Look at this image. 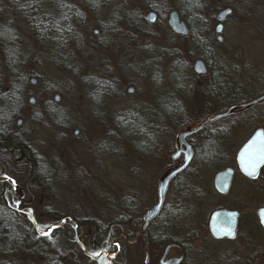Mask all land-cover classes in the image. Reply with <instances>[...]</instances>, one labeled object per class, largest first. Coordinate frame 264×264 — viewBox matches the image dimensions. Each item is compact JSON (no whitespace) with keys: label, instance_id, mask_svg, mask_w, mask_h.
<instances>
[{"label":"rangeland","instance_id":"obj_1","mask_svg":"<svg viewBox=\"0 0 264 264\" xmlns=\"http://www.w3.org/2000/svg\"><path fill=\"white\" fill-rule=\"evenodd\" d=\"M146 1L161 13L162 24L158 27L139 26V33L148 36L133 41L130 52V42H121L125 47L123 53H131L132 58H122L126 67L122 70L121 86L105 88V84L96 85L94 80L88 83L85 80L87 76L78 72L85 54L91 56L93 53L87 50L86 41L70 38L64 27L58 26L59 23L56 39L52 37L49 40L45 36L39 41L35 34L39 21L32 14V1L0 0V40L5 44V70L9 73L5 76V88L0 87V109L5 106L9 109L7 115L0 112V130L4 125L7 127L0 133V144L5 149L8 136V142L10 138L25 143L26 152H31L38 162L42 175L48 181L46 183H49L45 186L50 191L47 197L41 190L25 189L16 180L15 186L9 182L5 185L0 165V211L11 208L21 213L14 222L12 246L5 250L0 240V264H93L85 258L91 233L103 232L107 223L118 217L116 212L121 202L129 201L131 210L128 214L132 217H142L155 205L158 180L173 163L171 158L179 132L204 116L224 112L246 101V74L243 69L247 59L257 62L258 40L264 26V0H180V3L184 2L181 7L187 17L196 18V24H192L194 32L207 34L205 37L210 41H202L214 49L210 64L217 83L215 88L193 71L194 62L200 55L193 41L181 44L166 30L167 4L178 6L179 1ZM57 2V15L67 19V13L73 10L72 1ZM228 8H232L234 15L225 22L224 41L219 43L212 36L217 25L215 17ZM96 10L99 21H111L113 10L110 6ZM49 45L55 58L41 49ZM20 76L26 79L22 80ZM32 80L37 81L36 85L31 84ZM129 87L135 88L134 96L126 95ZM56 96H59V102L55 101ZM31 99H34L32 105ZM18 121H21V127H17ZM248 121L246 115L235 114L209 125L192 138L195 161L181 178L197 177L203 181L202 188L190 192L204 194L203 202L207 208L197 211L191 207L186 210L185 207L181 211L179 202L184 195L183 182L174 183L158 224H167L168 229L163 233L156 229L155 224L152 229L154 235L157 234L156 239L165 234L169 237L173 230L170 226H181V218L188 216L190 211L192 214L186 218L188 221L205 223L204 219L216 209L213 203L217 207L233 204L237 195L252 194L253 189L258 188V185H244L235 161L247 133L256 129H250L252 126L249 128ZM76 131L77 138L74 137ZM212 133L221 137L224 144L235 136L237 145L235 150L229 151L233 157L223 158L231 160L217 170L212 171L208 167L207 172L203 166L207 157L206 139L209 140ZM218 162L214 160V164ZM228 167L236 172L231 195L223 201L210 197L209 183L217 172ZM261 176L264 178V170ZM9 184L11 189L6 187ZM207 203L212 204L207 206ZM37 207L40 209L36 212ZM41 209L67 219V223L80 222L85 229H61L65 224L59 227L61 230L53 228V225L42 226L38 221ZM29 211L31 219L35 220L36 237L24 221L29 217ZM50 227L53 228L52 238L40 243L37 236H46L38 229L48 231ZM1 231L0 227V239ZM198 234L202 242L209 238L208 231ZM136 241L145 242L137 233L130 243ZM116 245L119 243L115 237L110 240L112 254L106 257L107 261L117 256L120 245ZM214 247L219 253L227 246ZM234 250L245 257L257 253V247L247 248L248 255L237 245ZM40 253L43 258L38 255ZM176 254L173 251L171 257H176ZM92 261L106 262L102 258ZM128 264H131L130 260Z\"/></svg>","mask_w":264,"mask_h":264},{"label":"flooded vegetation","instance_id":"obj_2","mask_svg":"<svg viewBox=\"0 0 264 264\" xmlns=\"http://www.w3.org/2000/svg\"><path fill=\"white\" fill-rule=\"evenodd\" d=\"M31 1L33 5L32 14L36 18V21L37 22L39 21L38 29L35 33L37 35L36 38L39 41L41 39H44L45 36L48 37L49 40H51L52 37L56 39L58 33L57 24L59 23L58 26L60 28L64 27L63 29H65V33L70 34L69 36L70 38L74 39V37H76L77 39H81L82 42L86 41L85 45H87L86 46L87 50L92 51L93 53L91 56L85 54V59L83 60L82 65L79 67L78 72H82L84 75L87 76L85 77V80L88 83L89 80H94L97 83L96 85H100L102 83L105 84L106 85L105 88H113V87L115 88L116 86H121L122 70L126 67L122 62V58L124 56L127 57L129 60H131L132 58L131 53L129 54L123 53V48L125 49V47L122 46L121 42L122 41L130 42V46H131L129 49L130 52L132 51L133 41L136 42L137 39L139 38L144 39L146 35L148 36V34L145 35L144 33H139V29H138L139 26L158 27L160 24H162L161 13L157 9L151 7L146 0H141L140 2L139 0H107V2H103V0H71L72 1L71 7L73 8L72 10L73 12L71 11L70 13H67V19L65 18L62 19L59 15H57L56 6L58 4L57 2L58 0H34V1L31 0ZM178 1L180 3V0ZM75 3L76 6H74ZM102 3L105 4L103 5ZM28 4H30V2ZM181 4H184V2H181L178 6H174V4L168 3L166 7L167 9H165L166 14H168L166 20V24H167L166 30L170 32V36L174 40L175 39L178 40L181 44L184 43L185 41H194V40L210 41L209 38H206L207 34L194 32L192 28V24H196L194 22L196 18L192 17V19H189L187 15L184 13ZM106 5L110 6L113 10L111 13L112 18L110 22L108 21L106 23H102L97 19L96 8L104 7ZM74 9L77 10L78 12L76 13ZM173 11L178 13L180 21L183 22L187 27L188 35L186 37L176 35L169 28L168 18L170 13ZM219 13L215 17L217 23L216 27L220 24L218 19ZM149 14H154L156 16L155 24L148 23L146 17ZM233 15H234V11L229 18H231ZM227 19L224 22H222L223 32L221 35L217 34L216 32L214 33V35H212L211 33L209 34L210 36L211 35L214 36L215 38L214 41L217 40L219 42V37H222L223 39L222 42L224 41L223 34H224L225 22L227 21ZM258 41L260 44V51L257 58V62L255 63L252 62L251 59H247L246 65L244 66L243 69L244 73L246 74V76L244 77V85L245 88L247 89L246 101L242 105L237 106L238 108L233 113V115L239 113L246 115L249 119L247 123L249 128L250 126H252V128L250 129L256 128L253 133H247L248 135L242 146L255 134L257 130L262 129L264 131V26L263 29L261 30ZM46 48L47 47L45 48L41 47L42 50H45L46 53L52 55L55 58L54 55L55 53H53L51 45L48 46L47 48L48 50ZM211 49L214 54V49L213 48ZM197 60H202L205 63L208 70V73L205 76L202 77L198 76V77L207 79L210 82L209 83L210 87L215 88L217 84L215 80V76L212 74V71L207 64L206 59H204V56L200 53ZM90 62L91 64H89ZM3 63L4 65L0 67V87L5 88V76L9 73L6 72L5 70V44L0 40V64ZM99 80H101V83L99 82ZM36 83L37 81L35 80L31 81L32 85H36ZM130 89H133L132 93H129ZM135 94L136 91L134 87L127 88L126 95L134 96ZM258 100H261L258 104L254 106L251 105L252 103ZM231 108H234V106H232ZM0 112L3 113L5 112V115H7L9 113L8 106L1 108ZM213 115L204 116L197 123L191 126H187L183 130H181L175 139V147H176L175 153L177 152L178 136L188 128L193 129L195 127L200 126L201 124H204ZM16 125L17 127H21L19 126L18 123ZM209 125L206 124L200 132L187 138L186 140L187 144L190 145L194 151V159L193 162L185 171H187L192 166L196 157L195 148L192 143V138L202 133L204 130H206V128L209 127ZM6 128L7 127L4 125V127L1 128L0 133L7 130ZM215 135L213 133L211 134L210 151L213 160H217L218 152L221 151L220 149L225 150V152L227 153L230 150L232 151L235 150V147L237 145V139L235 136L230 138V140L228 139L227 141L228 144L222 143L220 145L219 144L220 137ZM74 137L75 138L78 137V131L74 133ZM3 150L7 153L8 147L6 146L5 149ZM232 154L233 153L230 152L229 158L233 157ZM171 159L173 163L163 171L159 180L171 168L183 164V156L179 157L177 160H173V155H172ZM0 165L2 166L1 173L4 174L7 165H5V162L3 163L1 162ZM227 169L233 170L232 168L228 167L222 171H225ZM39 170H41L40 167ZM263 170L264 167L261 169L259 177L257 179H249L240 173L243 176L241 180L243 181L244 185H251V186L258 185V188L253 189V192L256 191L255 193L252 192L251 194L245 192L243 194H239L237 195V199L234 200L233 204L220 205L217 207L216 203H213V205L216 206V209L212 212V214L220 210H226L238 214L236 235L234 239H223V240L215 239L210 232V219L212 214L208 218L204 219L207 225H205L204 222L194 224L193 222L188 221V219L190 218L189 217L190 214H192V212L190 211V214L188 216H185L183 219L181 218V224L182 222L183 224L181 225L182 233L179 237V241L177 243H170L168 240L169 237L166 234L165 236L163 235L162 237H158L156 239L157 234L154 235L152 228L156 224L155 226L156 229H158V231L162 230L163 233L164 232L166 233V229H168L166 227L167 224H162V225L161 224L158 225V224L160 223L159 222L160 216L162 215L166 207L167 197L171 185L179 181L183 182L184 195L182 196V200L179 202L181 211L184 210L185 207L186 210L191 207L193 209H196L197 211L206 207V203L203 202L204 201L203 199L205 197L204 194H197L198 192L195 193L197 189L199 190L200 188H202V186L204 185V183H202L203 181L197 177L181 178V176L184 174L185 171L180 175H178L171 182L168 194L166 196L160 214L149 224L148 237H145L146 244L144 249V257L143 260L137 264L144 263L146 253L148 256L146 264H166L167 262L175 259L180 260L179 264H264V227L262 226L261 219L259 216V211L264 209V178L261 176ZM222 171L217 172V174ZM233 171H234V176L228 193L222 195L217 192L215 188V180H216L215 179L216 176H215L213 181L209 183V186L211 187V189L209 190L211 191V195L209 193L210 197L214 196L215 198H218L223 201L229 195H231V192L233 191L234 188V182L236 179V172L235 170ZM4 181L5 183L8 182L7 180ZM190 191H195V192L191 193ZM190 199H192L193 201L191 202ZM211 204L212 203H207V206ZM145 213L142 215V221ZM187 217L188 219H186ZM186 220L188 221L187 225H186L187 222ZM143 227H144V221H143ZM143 227H142V231H143ZM203 230L208 231L209 233V238L205 242H202V240L200 239V234H198ZM158 234H160V232ZM139 244L140 241L138 242L136 241L134 245L138 246ZM223 244H225L227 247H225V249L220 250L218 253L215 250L214 245H223ZM235 245H237L239 249H243V252L246 251V255H248L246 249L251 247H257V253L253 255L251 254V256H246V257L244 254L241 255L236 254L235 253L236 251L234 250ZM173 251H176L177 253L176 257L175 256L171 257Z\"/></svg>","mask_w":264,"mask_h":264},{"label":"trees","instance_id":"obj_3","mask_svg":"<svg viewBox=\"0 0 264 264\" xmlns=\"http://www.w3.org/2000/svg\"><path fill=\"white\" fill-rule=\"evenodd\" d=\"M193 45L196 47L199 53H201L204 56V59H206L209 68L212 70V66L210 64L212 58L214 57V54L211 49L212 47L208 43L203 42V41H198V40H194ZM237 106L239 105L234 106L235 109L238 108ZM8 137L5 138V147L6 146L8 147L7 153L3 150L4 149L3 144L2 143L0 144V163L5 162V165H7V167L5 168L4 175L11 176L12 179L18 181V183L22 187H25V189L27 190L31 188L32 191H35V190L43 191L48 197V194L50 193V191L48 190V186H45V185H49V183H46L48 181L42 175V171L39 170V166L37 165L38 162L35 160L33 155H31L32 154L31 152L30 154L26 152L25 143H23L20 140H16V139L11 140L10 138L8 142ZM222 143L223 142L220 137L219 144L221 145ZM210 145H211V137L209 138V140L206 139L207 157L205 161L206 164H203V166L207 168V172H208V167H210L209 169H211L212 171L217 170V169H220L222 165H225L228 160H231V159H228V160L223 159V158H229L230 153L221 151V152H218V155H217V158H218L217 161L219 162L217 164H214V160L212 158V154L210 151L211 150ZM186 172L187 171H185L184 174ZM7 184L8 183H5V185ZM6 187H8V189H11L12 186H10L9 184V186H6ZM121 203L122 204L120 205L119 210L116 212L117 213L116 215L118 217H116L113 221L108 222L103 232H100V231L92 232L91 233L92 238L89 239V241L87 242V249H86L87 254L92 256L93 252L100 253V255H103L101 257L102 261H106L105 264H125V259L128 256H129L128 257L129 259H127L126 264H128L129 260L131 264H137V263H140V261H142L144 257V249H145V244H146L145 237L142 236V239L145 242L142 243L140 241V244L138 246L129 244L131 240L133 239V236L136 233H140L142 231V227H143L142 217L140 216L132 217L131 215L128 214L129 209L131 210V208L129 207V201L128 202L123 201ZM4 209L3 211H0L1 213L0 227L2 228L0 240H1V245L5 247V250H6L10 246H12V239L15 234V229H14L15 223L14 222L17 220L18 215H20L21 213H17L15 209H11V208L10 209L6 208L5 210ZM39 209L40 208L37 207L36 212ZM66 220L67 219L58 217L57 215H53L52 211L48 209H41V213L38 219V221L40 222L42 226H50V225L59 226ZM24 221L26 225L28 226V228H30L35 235L33 220L29 217H25ZM75 227H80V228L85 229V226L77 221L72 222V223L66 222L65 225L61 227V229L63 228L71 229V231H73L75 230ZM172 228L173 230L171 231L168 240L170 243H177L182 233L181 226L177 225L175 227L173 226ZM115 237L117 238V241L120 245V250L117 256H115L113 260L107 261L105 253H108L109 255L112 254V251L110 250V240ZM37 238L40 243L45 242V240L47 239L49 240L48 237L45 238V237L37 236ZM75 243L76 242H73L74 245ZM54 247L57 248V245L56 246L54 245ZM38 255H41L40 258L44 257L42 253ZM85 258L93 264L100 263L98 261L97 262L92 261V259H90V257L88 256ZM54 264H57V262H55Z\"/></svg>","mask_w":264,"mask_h":264},{"label":"water","instance_id":"obj_4","mask_svg":"<svg viewBox=\"0 0 264 264\" xmlns=\"http://www.w3.org/2000/svg\"><path fill=\"white\" fill-rule=\"evenodd\" d=\"M232 14H233V10L231 9H225L219 13L218 19L220 24L215 29V32L217 34L219 35L222 34L223 32L222 22H224ZM146 19L150 24H155L156 22V16L154 14L147 15ZM168 26L171 29V31L176 35H180L183 37H186L188 35V29L186 25L180 21L179 15L175 11L171 12L169 15ZM222 40H223L222 37H219V42H222ZM193 71L197 76H201V77L205 76L208 73L207 67L202 60L195 61L193 65ZM132 92L133 89H130L129 93ZM59 100H60L59 96H56L55 101L59 102ZM261 100L255 101L251 105L254 106L258 104ZM30 103L34 104V99H31ZM235 110L236 109L234 107V108H230L228 111L224 113L215 114L212 117H210L204 124H201L200 126L195 127L193 129L188 128L178 136L177 152L175 153V155H173V160H177L179 157L183 156V164L171 168L159 180L157 187V203L152 209L148 210L143 217L144 227H143L142 235L148 237L149 224L160 214L166 196L168 194L171 182L178 175L183 173L193 162L194 151L191 148V146L187 144L186 142L187 138L200 132L206 124L209 125L233 115ZM18 124L20 126L21 121H18ZM261 133H264L262 129L257 130L255 134L241 147V149L237 153V157H236L237 167L240 173L249 179H257L259 177L261 169L264 167V160H262L258 164L255 163V161L259 159L260 156H264V136H260L259 134ZM242 155L244 157L243 162L241 159ZM253 164H255V167H252ZM246 165L249 166L247 170H246ZM233 176H234V171L231 169H227L216 175L215 188L218 193L222 195L228 193ZM259 216L262 223V221H264V209L259 211ZM237 220H238L237 213H232L226 210H220L214 212L210 219L211 235L218 240L234 239L236 235ZM262 226L264 227V223H262ZM53 228H58V227L56 226ZM91 258L95 259L93 257ZM147 259L148 256L146 253L145 261L143 264H146ZM179 263L180 260L175 259L167 262L166 264H179Z\"/></svg>","mask_w":264,"mask_h":264},{"label":"snow or ice","instance_id":"obj_5","mask_svg":"<svg viewBox=\"0 0 264 264\" xmlns=\"http://www.w3.org/2000/svg\"><path fill=\"white\" fill-rule=\"evenodd\" d=\"M189 2H191V0H189ZM221 31H222V29H221ZM20 79L23 80V79H26V77H24V76H20ZM13 95H15V93H13ZM17 99H19V98H17ZM53 111H55V109H53ZM259 135H260V136H264V133H261V134H259ZM241 159H242V162H243V159H244L243 155H242ZM262 160H264V156H260L259 159H257V160L255 161V163L258 164V163H260ZM248 167H249V166L246 165V170H247ZM252 167H255V164H253ZM3 179L9 181V183H10L12 186H15V185H16V181H15L14 179H12L11 176L5 175V176L3 177ZM17 207H18V205H17ZM28 216H29L30 218L32 217V213H31V211L28 212ZM33 223H35V220H33ZM262 223H264V221H262ZM38 230L42 233V235L48 237L49 239L52 238V232H53V230H52L51 228H50L48 231H45L44 228H40V229H38ZM116 247H119V245H116ZM99 255H100V253H98V252H93V253H92V256H93L94 258H95V257H98Z\"/></svg>","mask_w":264,"mask_h":264},{"label":"bare ground","instance_id":"obj_6","mask_svg":"<svg viewBox=\"0 0 264 264\" xmlns=\"http://www.w3.org/2000/svg\"><path fill=\"white\" fill-rule=\"evenodd\" d=\"M229 9V8H228ZM232 10V8H230Z\"/></svg>","mask_w":264,"mask_h":264}]
</instances>
